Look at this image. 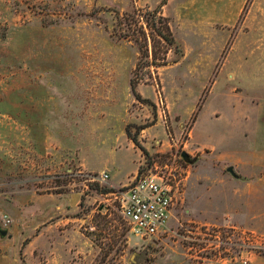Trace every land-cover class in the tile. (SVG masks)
<instances>
[{"label":"rangeland","instance_id":"rangeland-1","mask_svg":"<svg viewBox=\"0 0 264 264\" xmlns=\"http://www.w3.org/2000/svg\"><path fill=\"white\" fill-rule=\"evenodd\" d=\"M162 1L0 0V230L31 241L0 264H198L175 233L223 223L221 156L264 180V0ZM174 164L183 202L141 241L100 189Z\"/></svg>","mask_w":264,"mask_h":264},{"label":"built area","instance_id":"built-area-1","mask_svg":"<svg viewBox=\"0 0 264 264\" xmlns=\"http://www.w3.org/2000/svg\"><path fill=\"white\" fill-rule=\"evenodd\" d=\"M108 178V173L102 172L98 181ZM184 180L181 166L174 164L163 170L154 168V172L110 192L133 237L144 241L166 232L172 211L183 202ZM1 220L5 227L11 223L7 216ZM175 234L186 244L190 257H197L198 264H251L264 257V236L235 225L193 228L179 224Z\"/></svg>","mask_w":264,"mask_h":264},{"label":"crops","instance_id":"crops-1","mask_svg":"<svg viewBox=\"0 0 264 264\" xmlns=\"http://www.w3.org/2000/svg\"><path fill=\"white\" fill-rule=\"evenodd\" d=\"M221 158L226 160L224 162L231 165L229 167L233 168L236 176L234 177L230 173L229 175L235 190L233 193L230 192V197L227 195L226 200L228 201L229 209L228 212L225 213L226 216L222 218L224 219L222 221L223 223H216V225L231 224L257 232L264 236V190H262L263 188L261 187L264 185V180L263 178H259V180L254 181L252 180L253 175L250 174L251 162L257 159V157L253 155L251 157V155H245L242 152L236 156L225 154L222 155ZM107 170L111 172V179L118 182L116 174L113 173L114 167L112 164L108 165L106 168H102L100 172H106ZM20 225V229L23 231L26 230V217L21 218L20 222L14 224L11 230L8 232L6 231V236H0V250L4 253L6 252V256H4L2 261H6L9 255L15 254L16 246H19V252H17L19 256L21 258L26 256V248L28 244L31 245V241L26 243L25 232L23 234L19 232L20 230L18 227H20ZM8 236H10V238ZM39 238L41 237L39 236ZM42 253H45V255L48 254L46 250L42 251Z\"/></svg>","mask_w":264,"mask_h":264},{"label":"trees","instance_id":"trees-1","mask_svg":"<svg viewBox=\"0 0 264 264\" xmlns=\"http://www.w3.org/2000/svg\"><path fill=\"white\" fill-rule=\"evenodd\" d=\"M165 3H166V1L165 0H163L162 1V3L160 4V7H162L163 5H165ZM159 33V32H158ZM161 35V34H160ZM165 37V36H164ZM166 39H168V38H166ZM168 41V43H170V44H173L174 45V43H173V40L172 39H170V40H167ZM140 53H141V50H140ZM141 58H146V55H144L143 57H141ZM141 61H142V59H140ZM145 66V64H143V63H138V69L137 70H139V69H141V68H143ZM130 89H131V91H132V93H135V95H136V98H137V100H140V96L136 93V83H135V80L134 79H132L131 80V84H130ZM142 101H144V100H142ZM143 128H139V130H142ZM126 134H127V136H128V138L135 144V145H137V140H136V137L135 136H132L128 131H126ZM98 186V184H96V187ZM113 190L112 189H110V188H101L100 189V192L101 193H103V194H107V193H110V192H112ZM26 243H27V241H26Z\"/></svg>","mask_w":264,"mask_h":264},{"label":"water","instance_id":"water-1","mask_svg":"<svg viewBox=\"0 0 264 264\" xmlns=\"http://www.w3.org/2000/svg\"><path fill=\"white\" fill-rule=\"evenodd\" d=\"M182 157L185 159L187 157V155L183 153ZM227 172L230 173L234 177L236 176L232 167H228ZM6 233H7L6 230H0V236L4 237V236H6ZM8 237L10 238V236H8Z\"/></svg>","mask_w":264,"mask_h":264}]
</instances>
